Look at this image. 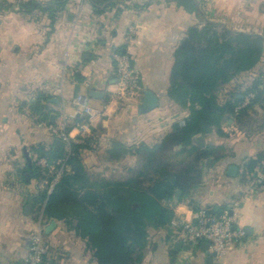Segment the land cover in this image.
Masks as SVG:
<instances>
[{
  "label": "crops",
  "instance_id": "0c3cea01",
  "mask_svg": "<svg viewBox=\"0 0 264 264\" xmlns=\"http://www.w3.org/2000/svg\"><path fill=\"white\" fill-rule=\"evenodd\" d=\"M3 1L11 7L5 8ZM111 1L99 4L96 10L89 0H66L50 25L45 13H23L14 0H0V264L23 262L27 236L35 221L32 205L27 211L25 207L33 194L46 185L45 179L32 176L30 166L36 156L31 147L49 144L53 136L40 115L30 111L31 102L36 101L44 112L50 110L51 114L64 105L72 114L76 110L72 98L83 95L93 111L91 135L97 148L81 151L78 164L82 172L107 176L136 160L131 152L110 160L107 149L111 140L131 148L138 142L151 145L174 122L186 117V110L166 95L173 51L186 27L201 26L207 20L232 31L264 37V0H201L202 17L184 11L170 0ZM130 25L136 27V34L127 50L140 73L142 89L152 91L158 105L137 115V100L119 110L110 105L100 114L115 83L111 52L125 49L123 37ZM92 90L102 96H91ZM259 110L264 112L257 106L247 111L254 113L257 125L247 114L232 116L222 124L226 136L212 132L193 139L200 147L209 143L225 148V156L218 162L205 161L207 169L195 190V205L210 207L215 212L228 209L245 235L234 242L226 255L212 256L209 262L200 247L202 254L190 264H264V190L243 184L237 174L226 175L229 164L237 165L239 170L242 159L264 153V113L257 117ZM23 148L30 158L29 166ZM185 209L183 213L188 218L190 212ZM43 229L56 244L52 258L61 251L71 260L77 249L84 248L83 241L67 231L61 220H47ZM167 229H149L141 264H189L182 244H175L178 250L170 257L167 234L160 232ZM68 233L70 241L63 237ZM76 239L79 243L74 244ZM86 257L75 260L77 264H90L87 253Z\"/></svg>",
  "mask_w": 264,
  "mask_h": 264
},
{
  "label": "trees",
  "instance_id": "16d2710c",
  "mask_svg": "<svg viewBox=\"0 0 264 264\" xmlns=\"http://www.w3.org/2000/svg\"><path fill=\"white\" fill-rule=\"evenodd\" d=\"M89 1L96 10L99 4L112 2ZM170 1L190 14L198 17L204 14L201 0ZM65 2L21 0L16 5L23 13H45L52 25ZM3 3L5 8L11 7L10 3ZM183 34L173 51L166 95L185 109L187 115L182 124L174 122L157 142L133 145L131 154L136 160L133 165L123 167L125 177L105 178L86 172L77 175L71 171L73 163H80L81 151L95 149L96 139L90 135L82 143L71 145L68 169L48 191L52 175L37 165L36 159L45 158L49 164H55L64 152L55 144L54 137L49 144L31 147L36 156L30 166L32 176L46 180L45 187L31 197L34 220L40 213L45 221L61 220L67 231L83 241L90 264H141L149 229L169 228L174 216L164 202L189 198L196 208L190 193L202 181L205 161L211 159L215 163L225 156L222 145L207 143L200 147L194 143V137L212 132L226 136L222 129L225 120L246 115L255 106L264 109L262 35L232 31L207 20L201 26L186 27ZM245 78L246 83L242 81ZM226 84H230L226 98L219 102L218 92ZM248 94H252L248 103L239 107ZM29 108L44 123H51L50 110L44 112L36 101ZM237 175L243 184L264 190V153L242 159ZM258 176L262 177L259 182ZM170 236L167 232L168 240ZM47 253L42 264L53 261L50 252Z\"/></svg>",
  "mask_w": 264,
  "mask_h": 264
},
{
  "label": "built area",
  "instance_id": "2783aa9c",
  "mask_svg": "<svg viewBox=\"0 0 264 264\" xmlns=\"http://www.w3.org/2000/svg\"><path fill=\"white\" fill-rule=\"evenodd\" d=\"M18 1L21 0H14L15 3ZM135 34L136 27L130 25L123 37L125 49H114L111 52L115 83L114 88L108 92L107 102L103 104V110L100 114L110 105L113 106L114 110L123 109L129 105V102L137 101L141 95L140 73L133 65L131 54L127 50V47L133 42ZM57 91L59 92L60 89ZM251 96L252 94H248L239 107L246 105ZM72 103L76 107L74 113H68L64 105H61L52 113L54 118L48 125L51 135L62 147L63 156L58 158L55 164H49L45 158L36 159V164L42 169L45 168L52 175V179L48 183V191L59 179L61 173L68 169L67 159L71 155V145L82 143L84 137L92 134L90 123L93 111L87 105L85 97L76 94L72 98ZM77 118L79 120H76ZM179 123L182 124L183 120ZM261 179L262 177L258 176L256 180L259 182ZM164 204L174 213L169 226L173 230L170 239L175 244L206 242V254H213V257L220 258L231 249L235 241L240 240L245 235L244 229L236 224L235 216L230 214L228 209L210 212L203 207L193 208L189 198L173 199L164 202ZM180 205L188 209L190 217L187 218L184 213H177L176 209ZM35 222L38 233L31 235L28 239L26 256L21 264H42L43 257L50 249L49 245L42 240L41 232L44 230L46 221L41 213Z\"/></svg>",
  "mask_w": 264,
  "mask_h": 264
},
{
  "label": "rangeland",
  "instance_id": "374dc122",
  "mask_svg": "<svg viewBox=\"0 0 264 264\" xmlns=\"http://www.w3.org/2000/svg\"><path fill=\"white\" fill-rule=\"evenodd\" d=\"M263 70H264V61H263ZM264 72V71H263ZM243 76H241V78H242ZM242 81H244V83H246V81H248L247 80V78H245V79H242ZM232 86V85H231ZM230 87V84H226V85H224V86H222V88H221V90L218 92V100H219V102H223L224 100H225V98H226V94H227V91H228V88ZM113 88H114V85H113ZM112 88V89H113ZM112 89H110V90H112ZM132 102H129V104H131ZM251 112V111H250ZM256 113H260V116L259 115H257V117H262L263 116V113L264 112H262L261 110H259L258 112H256ZM247 116L250 118V120L252 121V124L253 125H257V119H255L254 118V113L252 114V113H250V114H247ZM97 142V141H96ZM95 148H97V146H95ZM84 165H85V167H87L88 168V163L87 162H85L84 161ZM125 167L127 166V164H125L124 165ZM206 164H205V166H204V169H203V173H202V178H203V176L205 175V171H206ZM87 173H89V175L91 176V175H94V173L93 172H87ZM101 176V175H100ZM126 176V171L124 170V168H122L121 170H116L113 174H109V175H107V176H102V177H105V178H114V179H119V178H123V177H125ZM199 186V185H198ZM198 186H196L192 191H191V193H190V198H191V200H192V202H193V204L195 205V203H196V200H195V198H194V196H196V192H195V190L198 188ZM197 206V205H196ZM200 207H203V208H210V207H206V206H201V205H199ZM172 228H168V230H161L160 232L161 233H165V235L167 234V232H169V233H171L172 234ZM36 233H38V229H37V224H36V222L35 221H33V226H32V230L30 231V233L28 234V236H27V239H29L30 238V236L31 235H33V234H36ZM64 236L63 237H65V238H67L68 239V241H70L71 240V237H70V235L71 234H63ZM41 236H42V240L46 243V244H48L49 245V247H50V249H49V252H50V254H52L51 253V251L53 250V247H56V244L54 243V242H52L51 241V239L48 237V235L46 234V232L44 231V230H42V232H41ZM58 237V236H57ZM61 239V237H58V241ZM73 241H75L74 239H72ZM54 241V240H53ZM61 241V240H60ZM80 241V240H79ZM79 241L76 239V242L74 243V244H77V243H79ZM150 244H152V243H150ZM167 246H168V249H169V252H170V257H171V255H172V253L173 252H176V250H178V249H176L175 248V242H173V240L172 239H170V240H168V243L166 244ZM183 247H182V253L184 254V253H187L189 256V258L187 259L188 261H186L187 263H191V262H195L196 261V257L197 256H199L200 255V253L202 254V252H201V250H200V248H199V243H197V242H193V243H187V244H183L182 245ZM194 250H197V251H194ZM49 252L47 253V254H49ZM59 253H57L58 254V256H55V257H53V261L52 262H54V264H77V260H75L76 258H78L79 260H82V259H86L87 257H86V252L84 251V248H82V246H81V249H77V252L78 253H73V255L72 256H74V259H71V260H69V258L66 256V254L64 253V252H61V251H58ZM71 250H70V254H71ZM228 253V252H227ZM226 253V254H227ZM225 254V255H226ZM75 255H77L76 257H75ZM47 257H48V255H47ZM70 258H71V255H70ZM186 258V257H185Z\"/></svg>",
  "mask_w": 264,
  "mask_h": 264
},
{
  "label": "water",
  "instance_id": "95a60500",
  "mask_svg": "<svg viewBox=\"0 0 264 264\" xmlns=\"http://www.w3.org/2000/svg\"><path fill=\"white\" fill-rule=\"evenodd\" d=\"M90 95L95 97V98H99L102 96V93L99 91H95L92 90L90 92ZM158 105V98L157 96L150 90L148 89H142L141 91V95L138 99V104L136 106V114L137 115H141L144 114L148 111L153 110L154 108H156ZM54 118V114L50 115V121H52ZM56 145L59 144L58 141H56L55 143ZM202 145V143H201ZM132 151L131 147H127L123 144H121L120 142L116 141V140H111L110 141V147L107 149V154H108V158L110 160H118L122 157H124L126 154H128L129 152ZM23 153L25 155V158L28 162V166L30 165V158L27 154V152L25 151V148H23ZM208 163L211 162L210 159L207 160ZM71 170L74 174L80 175L81 174V166L78 163H73L71 166ZM238 171V167L235 164H229L227 166L226 169V175L230 176V177H235ZM31 206V200L28 201L25 210L27 211L29 209V207ZM45 231V230H44ZM181 245V243H176V247H179ZM201 248L206 252V248H207V243L203 242L201 243ZM213 254L211 255H207V261L209 262L212 258Z\"/></svg>",
  "mask_w": 264,
  "mask_h": 264
},
{
  "label": "clouds",
  "instance_id": "9594fccd",
  "mask_svg": "<svg viewBox=\"0 0 264 264\" xmlns=\"http://www.w3.org/2000/svg\"><path fill=\"white\" fill-rule=\"evenodd\" d=\"M177 213H183L186 211L185 207L183 205H180L177 209H176Z\"/></svg>",
  "mask_w": 264,
  "mask_h": 264
}]
</instances>
